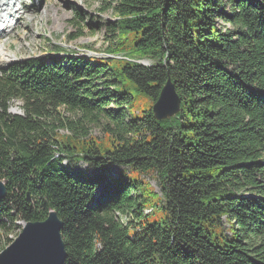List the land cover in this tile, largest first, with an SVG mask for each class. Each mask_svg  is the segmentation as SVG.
Instances as JSON below:
<instances>
[{
  "label": "trees",
  "instance_id": "1",
  "mask_svg": "<svg viewBox=\"0 0 264 264\" xmlns=\"http://www.w3.org/2000/svg\"><path fill=\"white\" fill-rule=\"evenodd\" d=\"M107 9V53L123 59L0 68V247L16 222L55 211L65 264H264V0ZM168 77L181 112L156 122ZM14 101L22 115L9 112ZM101 119L107 146L87 129ZM113 166L121 172L109 178ZM153 173L159 193L144 180Z\"/></svg>",
  "mask_w": 264,
  "mask_h": 264
},
{
  "label": "rangeland",
  "instance_id": "2",
  "mask_svg": "<svg viewBox=\"0 0 264 264\" xmlns=\"http://www.w3.org/2000/svg\"><path fill=\"white\" fill-rule=\"evenodd\" d=\"M20 2L21 18L16 21L15 26L6 34V38L0 39V50L3 49L10 61H3L0 54V68H5L16 62L47 58L48 56L72 57L83 56L86 59H110L107 53L112 43L111 34L107 24L113 23L115 18L111 11L107 9L110 0H17ZM80 12L83 20L75 19V14ZM19 12V11H18ZM223 30L229 29V24H221ZM80 34V36H79ZM60 49V52L55 51ZM121 57V56H117ZM139 63L150 65V61L138 60ZM21 102L14 101L9 109L13 115H21ZM111 109H114L111 107ZM62 116L70 121L77 122L67 112H62ZM105 119L97 124L87 127L89 135L100 143L108 145L103 134ZM60 134H67L65 130H60ZM108 146L107 148H109ZM67 166H72L75 171H80L87 177L95 172L85 162H66ZM69 164V165H68ZM121 172L117 166L111 167L107 172L109 178H114ZM149 185L159 193L160 188L156 174L144 176ZM132 195V193H131ZM148 210H144L146 215ZM118 219L126 223L129 217L117 215ZM25 225L23 221L16 222V227L11 229L7 235V240L14 241ZM9 243V244H10ZM9 244L0 247V252Z\"/></svg>",
  "mask_w": 264,
  "mask_h": 264
},
{
  "label": "water",
  "instance_id": "3",
  "mask_svg": "<svg viewBox=\"0 0 264 264\" xmlns=\"http://www.w3.org/2000/svg\"><path fill=\"white\" fill-rule=\"evenodd\" d=\"M181 103L168 77L151 109L154 120L162 122L176 117L181 112ZM5 196V184L0 182V202ZM62 227L63 223L54 211H50L42 222L27 223L12 244L0 253V264H65Z\"/></svg>",
  "mask_w": 264,
  "mask_h": 264
},
{
  "label": "bare ground",
  "instance_id": "4",
  "mask_svg": "<svg viewBox=\"0 0 264 264\" xmlns=\"http://www.w3.org/2000/svg\"><path fill=\"white\" fill-rule=\"evenodd\" d=\"M5 1L6 0H0V19H3V21H6V19H9L10 24L6 25V31L8 32L12 30L11 24L15 18V15L17 14V11L15 10L17 6L16 4H14L13 6L11 5L12 7L9 5L8 7L10 8H4L3 6H5L4 4H6ZM5 36H6V32L1 34L0 39L4 38ZM0 54L3 57V61H8V60L10 61V59H12L8 57L7 53L3 49L0 50Z\"/></svg>",
  "mask_w": 264,
  "mask_h": 264
}]
</instances>
